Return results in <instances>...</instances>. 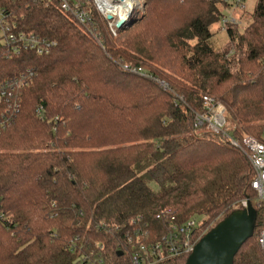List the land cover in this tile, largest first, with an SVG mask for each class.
Segmentation results:
<instances>
[{
    "label": "trees",
    "instance_id": "16d2710c",
    "mask_svg": "<svg viewBox=\"0 0 264 264\" xmlns=\"http://www.w3.org/2000/svg\"><path fill=\"white\" fill-rule=\"evenodd\" d=\"M140 2L116 36L95 15L98 44L57 2L0 0L16 33L51 43L41 56L0 45V264H131L129 238L153 242L202 215L201 238L242 201L257 218L233 264H264L254 171L195 125L209 98L231 139L264 143V0L218 50L226 4Z\"/></svg>",
    "mask_w": 264,
    "mask_h": 264
},
{
    "label": "built area",
    "instance_id": "2783aa9c",
    "mask_svg": "<svg viewBox=\"0 0 264 264\" xmlns=\"http://www.w3.org/2000/svg\"><path fill=\"white\" fill-rule=\"evenodd\" d=\"M57 2L60 10L69 15L75 23L85 31L86 34L95 39L100 44L98 25L96 16L106 20V26L109 32L116 36V23L120 19V13L116 10L121 0H51ZM136 5L134 11L142 10L140 0H135ZM220 1L229 8H243L244 0H209ZM111 16V20H107V16ZM236 22L231 17H224L220 26L226 28L227 25H235ZM17 25L10 18V15L3 9H0V45L9 47L12 51L29 50L36 55L48 53L51 43L38 38L33 33H16ZM133 72L141 73L136 70ZM4 83V82H3ZM5 85V83H4ZM3 85V86H4ZM5 96V92L0 89V99ZM204 113L195 116V125L205 127L214 134H222L226 140L235 148L239 149L246 157L251 168L254 171V178L251 181V189L257 193V198L264 206V143L258 141L251 136H243L240 141L231 139L225 133V108L220 103H214L212 99L204 98ZM243 208L247 202L242 201ZM195 221L190 220L182 226H171L164 235L153 242L141 241L146 236L140 234L135 244L132 239H128V243L133 245L134 253L131 255V264H156L167 262L169 260L179 259L189 256L195 244L200 239L197 237ZM141 237V238H140ZM258 244L263 252L264 257V223Z\"/></svg>",
    "mask_w": 264,
    "mask_h": 264
},
{
    "label": "water",
    "instance_id": "95a60500",
    "mask_svg": "<svg viewBox=\"0 0 264 264\" xmlns=\"http://www.w3.org/2000/svg\"><path fill=\"white\" fill-rule=\"evenodd\" d=\"M133 14L130 9L126 18L117 21V32L133 24ZM106 19L109 21L112 17L109 15ZM256 218L257 212L250 202L245 208L231 212L198 240L185 264H233L239 248L253 236Z\"/></svg>",
    "mask_w": 264,
    "mask_h": 264
},
{
    "label": "rangeland",
    "instance_id": "374dc122",
    "mask_svg": "<svg viewBox=\"0 0 264 264\" xmlns=\"http://www.w3.org/2000/svg\"><path fill=\"white\" fill-rule=\"evenodd\" d=\"M257 0H244L243 1V8H236L232 9L227 7L226 9L223 8L221 11L223 12L224 17H231L232 20L236 22V28L238 27V31L241 32L245 26L251 21V14L253 13V9L255 7V3ZM217 2V1H216ZM220 2V1H218ZM238 24V25H237ZM230 25H227L226 28H222L220 24L218 26L213 27L211 29V38L209 39V45L213 50L220 49L228 40L226 30L227 27ZM226 117V116H225ZM226 126L233 127L235 124L229 121L226 117ZM264 140V134L262 136ZM150 188L153 189L155 192H157L159 189L153 185H150ZM196 224H199L204 220V216L198 215L196 216Z\"/></svg>",
    "mask_w": 264,
    "mask_h": 264
},
{
    "label": "bare ground",
    "instance_id": "6f19581e",
    "mask_svg": "<svg viewBox=\"0 0 264 264\" xmlns=\"http://www.w3.org/2000/svg\"><path fill=\"white\" fill-rule=\"evenodd\" d=\"M136 5L135 0H121L119 5L116 6V10L120 13L122 19L126 18L127 13L130 9L134 8Z\"/></svg>",
    "mask_w": 264,
    "mask_h": 264
}]
</instances>
